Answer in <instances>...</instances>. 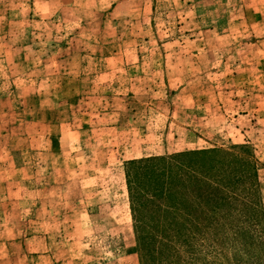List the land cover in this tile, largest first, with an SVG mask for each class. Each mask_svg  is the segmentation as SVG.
<instances>
[{"label":"rangeland","instance_id":"1","mask_svg":"<svg viewBox=\"0 0 264 264\" xmlns=\"http://www.w3.org/2000/svg\"><path fill=\"white\" fill-rule=\"evenodd\" d=\"M210 150L220 239L167 260L264 264V0H0V264H163L130 163Z\"/></svg>","mask_w":264,"mask_h":264},{"label":"trees","instance_id":"2","mask_svg":"<svg viewBox=\"0 0 264 264\" xmlns=\"http://www.w3.org/2000/svg\"><path fill=\"white\" fill-rule=\"evenodd\" d=\"M215 153L217 150L183 154L193 158L187 159V164L177 161V158L167 161L151 158L130 163L132 212L140 229V245L146 262L160 259L163 264L184 263L167 258L171 253H178L179 248L191 252L197 240L206 235L214 236L216 241L220 239L217 233L214 235L211 231L218 228L223 230V210L229 207L231 201L226 188L213 179L218 176L203 166L211 162L217 155ZM222 154L225 156L227 153ZM189 165L195 168L189 170ZM148 226L156 228L165 238L159 241V250H155V245L150 244L143 235Z\"/></svg>","mask_w":264,"mask_h":264}]
</instances>
